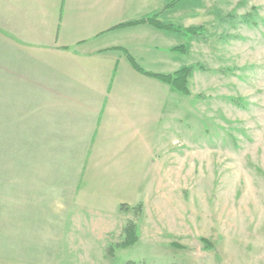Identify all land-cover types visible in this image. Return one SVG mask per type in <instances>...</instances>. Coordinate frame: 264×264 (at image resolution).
Instances as JSON below:
<instances>
[{
    "label": "rangeland",
    "instance_id": "374dc122",
    "mask_svg": "<svg viewBox=\"0 0 264 264\" xmlns=\"http://www.w3.org/2000/svg\"><path fill=\"white\" fill-rule=\"evenodd\" d=\"M130 2L131 20L160 12L164 23L204 28L156 38L187 48L160 53L194 68L189 95L164 97L138 188L111 193L87 178L74 221L53 201L63 189L45 183L48 199L33 202L18 197V182L1 186L0 264H264V0ZM35 111L0 104V164L3 149L34 132ZM128 221L137 239L121 246Z\"/></svg>",
    "mask_w": 264,
    "mask_h": 264
},
{
    "label": "crops",
    "instance_id": "0c3cea01",
    "mask_svg": "<svg viewBox=\"0 0 264 264\" xmlns=\"http://www.w3.org/2000/svg\"><path fill=\"white\" fill-rule=\"evenodd\" d=\"M139 2L146 10L149 0ZM130 3L0 0V104L36 110L34 132L2 150L0 187L18 182L19 198L42 202L45 183L63 189L53 201L71 221L75 190L88 179L112 193L115 186L138 188L140 172L150 171L153 126L171 89L137 72L123 50L146 72L167 75L182 66L160 53H174L175 46L156 39L165 31L147 24L114 28L153 14L131 20Z\"/></svg>",
    "mask_w": 264,
    "mask_h": 264
},
{
    "label": "trees",
    "instance_id": "16d2710c",
    "mask_svg": "<svg viewBox=\"0 0 264 264\" xmlns=\"http://www.w3.org/2000/svg\"><path fill=\"white\" fill-rule=\"evenodd\" d=\"M159 13L160 12H156V13H153L152 15L148 16V17L141 18V19L136 20V21L119 24V25L115 26L114 28L132 27V26H136V25L147 24V25H150V26L154 27L155 29H158L161 31H165V32H169V33L173 32V33H177V34L188 33V34H191L193 36L197 35L198 31H201L204 29L202 26L192 27V28H182L179 26H174L171 23H164V22L159 20ZM243 23L244 24H251L252 22H251V20H249L248 17H245L243 19ZM171 50L173 52H179L180 54L181 53L184 54L185 52L188 51L187 48L183 45L173 47ZM123 51L125 53L127 60L129 61L131 66L137 72L160 81L161 83L169 86L172 91L179 92L180 94L185 95V96L189 95L188 83H189V80L191 79L192 73L194 71V68L192 66L181 67L179 70L173 72L172 74H167V75L146 72L139 67V65L135 62V60L125 50H123ZM136 208L141 209V206H137ZM120 209L126 210V211L129 210V208L126 206V204H121ZM135 227H136V224H134L133 221H128V223H126V226L123 229L125 236L119 245L127 246L129 244V242H131V241L134 242L137 239V237L135 235V231H136ZM202 241H204V240H202Z\"/></svg>",
    "mask_w": 264,
    "mask_h": 264
}]
</instances>
